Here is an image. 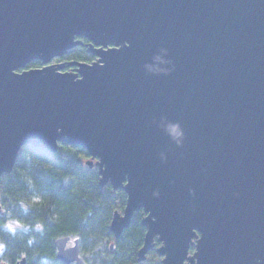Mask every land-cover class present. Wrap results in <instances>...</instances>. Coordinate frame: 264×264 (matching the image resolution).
<instances>
[{"label":"water","instance_id":"obj_1","mask_svg":"<svg viewBox=\"0 0 264 264\" xmlns=\"http://www.w3.org/2000/svg\"><path fill=\"white\" fill-rule=\"evenodd\" d=\"M60 143L125 192L113 238L142 210L138 261L264 264V0H0V176Z\"/></svg>","mask_w":264,"mask_h":264},{"label":"trees","instance_id":"obj_2","mask_svg":"<svg viewBox=\"0 0 264 264\" xmlns=\"http://www.w3.org/2000/svg\"><path fill=\"white\" fill-rule=\"evenodd\" d=\"M69 56L94 59L84 46L73 48ZM88 157L84 149L65 143L55 153L30 145L20 148L11 171L0 176V261L61 264L54 240L70 236L79 239L87 264H161L154 249L145 260L137 259L145 234L142 210L113 238L109 223L113 212L123 209L126 194L109 184L101 187L97 168L85 163Z\"/></svg>","mask_w":264,"mask_h":264},{"label":"flooded vegetation","instance_id":"obj_3","mask_svg":"<svg viewBox=\"0 0 264 264\" xmlns=\"http://www.w3.org/2000/svg\"><path fill=\"white\" fill-rule=\"evenodd\" d=\"M83 41V45H79V46H84L86 47V43L88 42L87 39H82ZM72 50V49H71ZM70 51V50H69ZM69 51L64 54L63 56H60V57H55V58H52L50 61H49V64H55L56 62H59V63H64V68H63V71H69V70H72L74 68V66L72 65H67V63L69 61H75L74 59L70 58L69 56ZM94 58V57H93ZM42 64L39 60H34V61H31L30 63L27 64V66L25 68H34V67H40Z\"/></svg>","mask_w":264,"mask_h":264},{"label":"rangeland","instance_id":"obj_4","mask_svg":"<svg viewBox=\"0 0 264 264\" xmlns=\"http://www.w3.org/2000/svg\"><path fill=\"white\" fill-rule=\"evenodd\" d=\"M56 63H59V62H56ZM86 160H87V158L85 159V162H86ZM121 211H122V210H120V212H121ZM0 214H3V211H2V210H1ZM72 239H73V238L71 237L70 241L68 242V245L72 244ZM80 255L83 256V258H84V254H83V253L80 252ZM0 263H3V262L0 261Z\"/></svg>","mask_w":264,"mask_h":264}]
</instances>
